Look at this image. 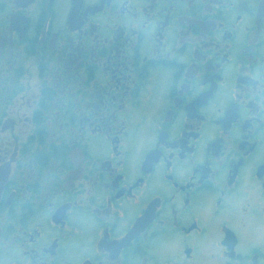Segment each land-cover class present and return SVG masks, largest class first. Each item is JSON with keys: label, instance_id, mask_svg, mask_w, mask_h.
I'll return each mask as SVG.
<instances>
[{"label": "flooded vegetation", "instance_id": "1", "mask_svg": "<svg viewBox=\"0 0 264 264\" xmlns=\"http://www.w3.org/2000/svg\"><path fill=\"white\" fill-rule=\"evenodd\" d=\"M0 264H264V0H0Z\"/></svg>", "mask_w": 264, "mask_h": 264}]
</instances>
